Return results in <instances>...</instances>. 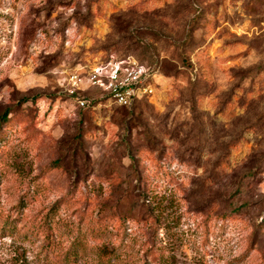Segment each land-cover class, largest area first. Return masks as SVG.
<instances>
[{"label": "rangeland", "instance_id": "1", "mask_svg": "<svg viewBox=\"0 0 264 264\" xmlns=\"http://www.w3.org/2000/svg\"><path fill=\"white\" fill-rule=\"evenodd\" d=\"M128 57L159 67L129 109L85 79ZM4 110L0 264H264V0H0ZM99 211L134 217L113 252Z\"/></svg>", "mask_w": 264, "mask_h": 264}, {"label": "built area", "instance_id": "2", "mask_svg": "<svg viewBox=\"0 0 264 264\" xmlns=\"http://www.w3.org/2000/svg\"><path fill=\"white\" fill-rule=\"evenodd\" d=\"M88 68L86 83L99 87L110 104L124 106L142 98L150 101L155 95L156 88L151 79L154 72L133 58L116 60L109 58L103 62H95ZM82 79L76 72L69 73L66 91L70 96L75 97L79 107L85 108L91 100L76 96Z\"/></svg>", "mask_w": 264, "mask_h": 264}, {"label": "trees", "instance_id": "3", "mask_svg": "<svg viewBox=\"0 0 264 264\" xmlns=\"http://www.w3.org/2000/svg\"><path fill=\"white\" fill-rule=\"evenodd\" d=\"M138 60L143 65L149 67L152 72H157L159 69L157 63L144 62V61H141L140 59H138ZM140 100H133L131 103L124 105V106H120V107H124V108L129 109L132 106H134L136 103H138ZM93 103H94L93 100H91L89 105L85 108H82V109L92 108ZM9 112H10L9 110H4L2 112V114L0 115V122L1 121L3 123L6 122ZM136 195H137L136 197L138 200L135 199L133 201V203H130L131 204L130 208H132V210H135V215H136L135 216V218H136L135 222H138L139 219H142L140 217L149 216L153 219L152 223H155L154 216H152V214L148 210L150 208V204L147 201L148 194L147 193L146 194L145 193H139V195L138 194H136ZM129 213L130 212H128V214ZM133 218L134 217H133L132 213H130V216L125 214L124 216L117 217V219H114L112 214H105L104 212L99 211L98 216H96V218L94 220L87 219L86 226H85L82 233L87 234L90 238L93 237V238H98L100 240L102 239V242L104 245L102 247L103 251L104 252L105 251L113 252V250L111 248H109L110 245H112L114 243V241H116L117 239L120 240V243L123 242V240L125 239V237L127 235V231H126L128 228L127 222L129 221V219H133ZM146 254L147 253L145 252L144 255H146Z\"/></svg>", "mask_w": 264, "mask_h": 264}]
</instances>
